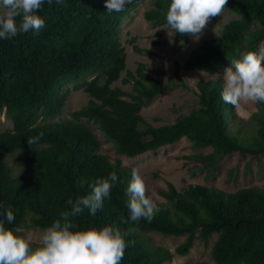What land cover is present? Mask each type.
Listing matches in <instances>:
<instances>
[{
	"label": "trees",
	"instance_id": "trees-1",
	"mask_svg": "<svg viewBox=\"0 0 264 264\" xmlns=\"http://www.w3.org/2000/svg\"><path fill=\"white\" fill-rule=\"evenodd\" d=\"M140 1L119 13L106 12L105 0L45 2L37 13L45 21L38 34L29 31L11 40L0 39V114L11 123L10 130L0 133V204L15 217L11 224L5 221V227L17 236L23 226L44 231L62 211L70 209L69 199L90 194L96 179L116 172L117 183L103 207L95 216L85 209L73 219L77 225L73 230L113 226L127 233L120 264L171 260L172 253L153 246L143 235L148 232L185 236L174 251L178 256L187 255L196 238L207 242L215 236L210 252L215 264H264V188L225 193L191 185L177 192L167 185L160 192L165 204L156 206L152 221L133 222L127 207L132 171L101 154L95 135L85 125L93 124L114 152L127 158L155 152L181 139L195 149L209 148L208 155L196 159L210 174L231 153L264 154V112L253 116V125L245 130L239 122L237 128L230 126L233 107L221 99L222 79L199 81L198 107L170 125L153 127L141 117V110L155 96L173 87H188L177 63L174 78L168 82L150 76L163 73L143 64L134 73L126 71L120 27L123 16ZM170 2L152 0L144 21L153 27L165 25ZM226 8L240 19L229 21L218 38L205 40L192 50L183 63L184 71L212 73L231 65L241 54L257 52L264 40V0H228ZM253 24L259 27L250 30ZM123 73L121 83L130 85L129 93L112 87ZM70 82L90 100L72 112L70 120L47 123L62 113L70 95L65 85ZM39 133H44L43 138L29 146L27 140ZM7 156H13L12 166Z\"/></svg>",
	"mask_w": 264,
	"mask_h": 264
},
{
	"label": "rangeland",
	"instance_id": "rangeland-1",
	"mask_svg": "<svg viewBox=\"0 0 264 264\" xmlns=\"http://www.w3.org/2000/svg\"><path fill=\"white\" fill-rule=\"evenodd\" d=\"M151 2L152 0H141L136 8L131 9L123 16L120 27V42L126 55V71L131 73L136 71L139 64H143L148 69L163 73V75L151 73L150 76L159 81L168 82L169 77H173L174 65L176 63L179 65V76L188 89L170 88L155 96L150 104L140 112L141 117L147 123L153 127H162L172 124L179 116L186 115L198 107L195 92L196 84L199 81L222 79L224 86L225 68L207 73L187 72L183 70L182 66L192 50L205 40L218 38L226 23L240 19V17L225 7L220 16L211 19L198 40L191 36L182 38L179 33L170 31L166 24L153 27L144 21L143 14L151 8ZM258 27V25L253 24L250 30H255ZM262 49H264V40L259 43L257 53L259 54ZM124 77L125 73L112 87L129 93L130 85L121 83V79ZM65 87L70 90L65 107L58 118L49 120L47 123L70 120L69 115L82 109L90 100L82 90H74L73 82L67 83ZM232 111L234 117L230 126L237 128L239 122L245 130L246 127L253 125L252 117L263 113L264 108L261 105L249 103L242 105L241 108L233 107ZM81 122L85 123L84 120ZM85 125L95 135L101 154L106 155L112 163H119L131 171L135 169L138 172L145 182L146 196L153 201L155 206L165 204L160 192L166 191L167 185H172L177 192H183L191 185L216 188L225 193H234L249 187L264 188V154L251 156L231 153L224 156L210 174L206 166L196 159V156L208 155L211 152L209 148L195 149L189 141L181 139L177 143L160 148L155 152H148L135 158H127L117 155L112 144L106 141L102 133L93 124L85 123ZM10 129V121L5 118L4 113H1L0 133ZM16 154L20 155L21 152ZM12 159L13 156H7L5 159L9 166H12ZM18 174L19 171H14V175ZM18 233L20 234L19 237L30 240L33 247L38 245L43 230L29 229L23 226L18 230ZM143 235L149 239L153 246L162 247L172 253L171 260L163 264H192L196 262L215 264L210 253L216 239L215 236L207 242H202L196 238L188 254L178 256L174 251L184 242L185 236H164L156 232H148Z\"/></svg>",
	"mask_w": 264,
	"mask_h": 264
},
{
	"label": "clouds",
	"instance_id": "clouds-1",
	"mask_svg": "<svg viewBox=\"0 0 264 264\" xmlns=\"http://www.w3.org/2000/svg\"><path fill=\"white\" fill-rule=\"evenodd\" d=\"M53 0H0V39L11 40L18 34L39 33L45 21L37 15L42 6ZM135 0H105L106 12H123ZM63 4V0H56ZM228 0H171L166 12V25L173 33L191 36L195 40L203 34L212 18L220 16ZM264 49L246 52L224 69V86L221 99L235 108L246 104H264ZM216 77V76H213ZM44 133L27 140L33 145L42 139ZM132 180L127 192L130 196L127 207L130 219L151 222L156 206L146 196V185L138 172L132 170ZM118 180L116 172L108 178H99L90 185V194L75 201L69 199L70 209L62 211L59 219L47 227L38 245L31 246L28 239L21 238L5 227L11 224L14 214L0 204V264H120L127 247L124 236L118 228L104 226L100 229L73 230L77 225L73 219L85 209L95 216L103 207L105 198L110 196Z\"/></svg>",
	"mask_w": 264,
	"mask_h": 264
}]
</instances>
